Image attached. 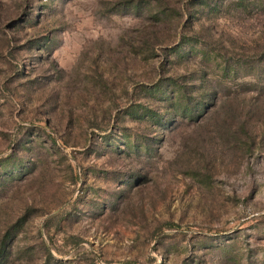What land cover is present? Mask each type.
I'll use <instances>...</instances> for the list:
<instances>
[{
  "label": "rangeland",
  "instance_id": "374dc122",
  "mask_svg": "<svg viewBox=\"0 0 264 264\" xmlns=\"http://www.w3.org/2000/svg\"><path fill=\"white\" fill-rule=\"evenodd\" d=\"M0 264H264V0H0Z\"/></svg>",
  "mask_w": 264,
  "mask_h": 264
}]
</instances>
